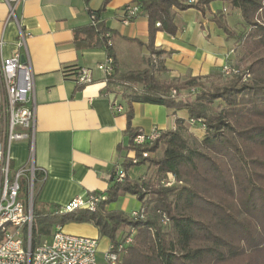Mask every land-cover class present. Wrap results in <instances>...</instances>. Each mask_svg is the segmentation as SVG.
<instances>
[{"label":"trees","instance_id":"1","mask_svg":"<svg viewBox=\"0 0 264 264\" xmlns=\"http://www.w3.org/2000/svg\"><path fill=\"white\" fill-rule=\"evenodd\" d=\"M217 1L239 10L244 24L237 33L222 16L213 18L235 40L234 53L243 65L239 75L224 77L220 72L164 82L152 67L126 74L115 70L105 90L123 88L121 99L127 104L128 145L118 148L126 178L120 183L110 181L107 199L95 213L80 209L57 214L43 210L35 198L32 246L56 225L85 223L113 244L132 235L121 264H264V0H196L194 4L145 0L135 4L138 17L148 22L146 47L151 56H159L153 49L155 34H176L175 10L204 13ZM156 69L164 72L161 61ZM82 87L77 84L76 90ZM192 88L196 94H191ZM172 89L177 96H170ZM132 103L183 111L188 118L200 120L204 135L197 138L189 133L192 127L184 119H177L175 130L160 131L151 145L135 146L133 138L140 131L130 124ZM137 165L146 166L150 175L132 180L127 171ZM126 195L141 203L143 219L106 209Z\"/></svg>","mask_w":264,"mask_h":264},{"label":"crops","instance_id":"2","mask_svg":"<svg viewBox=\"0 0 264 264\" xmlns=\"http://www.w3.org/2000/svg\"><path fill=\"white\" fill-rule=\"evenodd\" d=\"M144 1L24 0L15 7L18 25L28 34L26 46L34 74V164L39 169L35 190L36 202L43 210L56 213V208L64 207L73 199L89 192L106 191L108 177L123 161L118 148L128 145L127 104L120 100L117 106L122 110L117 112L105 90L107 78L97 65L107 56L114 58V71L121 74L141 71L161 61L164 72L155 75L164 82L204 78L220 73L222 66H231L237 61L235 40L229 39L213 18L222 16L228 26L239 33L238 26L242 22L239 10L222 2L220 11L216 2L204 13L195 9L175 10L176 34L157 32L153 49L160 55L151 56L146 47L147 19L140 16L127 25L121 22L125 5ZM90 13L97 18V31L93 33ZM7 17L8 9L0 0V40L4 57L14 51L18 36L17 23ZM101 29L102 33L110 35V48L105 47L101 34H97ZM81 69L90 71L91 83L77 91L76 78ZM131 108V127L146 134L154 129L172 130L175 118H188L183 111L173 112L161 105L132 103ZM189 131L197 138L204 135L195 133L194 129ZM10 157L12 170L24 167L28 161V143L13 144ZM130 173L129 169L127 175L131 178ZM132 200L137 199L126 195L117 200L115 204L121 202L118 206L113 204L106 209L127 215ZM131 209L132 212L136 208ZM53 228L39 243L50 239ZM62 230L97 239L101 254L110 244L91 224L70 223ZM102 239L105 244L100 248Z\"/></svg>","mask_w":264,"mask_h":264},{"label":"built area","instance_id":"3","mask_svg":"<svg viewBox=\"0 0 264 264\" xmlns=\"http://www.w3.org/2000/svg\"><path fill=\"white\" fill-rule=\"evenodd\" d=\"M8 9L7 20L13 19L18 26V36L15 49L10 56L2 54L3 41L0 40V264H98V240L77 236L63 232L59 225L54 226L49 240H44L32 246L31 230L33 223V208L36 198V174L39 169L34 164V136L36 130L34 74L26 46L28 34L18 25L15 7L24 0H2ZM194 4L196 0H185ZM139 6L135 3L122 8L121 22L125 25L138 18ZM90 27L97 31V18L90 13ZM156 27L160 24L156 23ZM105 47H111L108 33L101 35ZM106 78L114 72L113 57L107 56L97 65ZM224 77L239 75L240 70L224 65L220 70ZM249 75L243 76L246 81ZM76 83L87 85L91 83L90 71L81 69ZM196 94L195 88L190 90ZM170 96H177L172 89ZM183 99V98H182ZM114 110L120 112L122 108L114 105ZM172 130L176 129V120ZM185 124L205 130L200 120L184 119ZM160 135L157 129L150 133L140 132L133 138L135 146H145L154 143ZM28 143V161L18 170H12L10 149L13 144ZM144 157L146 154L143 155ZM136 161L133 160V164ZM126 178L122 165H116L108 177V184L113 179L120 183ZM44 179V177H43ZM42 179V180H43ZM169 186V184H165ZM109 187V186H108ZM106 191L89 192L84 196L73 199L70 203L56 211L57 214L70 213L84 209L95 213L99 205L107 199ZM144 209L132 211L131 219H143ZM132 243V235L115 244L110 243L102 253L104 264H121V259L127 247Z\"/></svg>","mask_w":264,"mask_h":264},{"label":"rangeland","instance_id":"4","mask_svg":"<svg viewBox=\"0 0 264 264\" xmlns=\"http://www.w3.org/2000/svg\"><path fill=\"white\" fill-rule=\"evenodd\" d=\"M219 3H220V1H217L216 2V4H217L216 5L217 11H220L222 9V4H219ZM231 16H232V19H233V16H234L233 12H232ZM233 20H235V19H233ZM243 27H244V24L241 22L239 24V26H238V29L240 31H242L243 30ZM236 60L237 61L234 62L233 65H231V67H234V68H237V69H240L241 70L242 67H243V65L240 64V61L238 60V58H236ZM150 67H152V69H153V71L155 73L157 72V69H154V68H157V65L155 63H152V65H150ZM208 81H210V80H208ZM165 82H170V81H165ZM122 93H123V88H121V87H114V88H112V91L109 93V97L111 98V100L113 102V105H119L120 100H122L121 99V94ZM193 129L195 130V133H203L200 129H198L196 127L190 128V129H188V131L189 130H193ZM189 133H191V134L194 135V133L192 131L191 132L189 131ZM130 172H131L130 174H131V179L132 180H137L141 176L148 177L150 175V173H151V171H148L147 170V167L146 166H143V165H137V166H134V167L130 168ZM115 203H112L110 205H113ZM119 203H121V202H118L115 205L118 206ZM129 208H130V211L127 213V215H130L131 210H132L131 208H136V209H134V211H139L141 209V203L138 202L137 200L136 201H133L132 200ZM41 212H43V211H41ZM104 244H105V240L102 239L100 248H102ZM98 251L100 252V249L99 248H98ZM97 261H98V264H103L102 254L101 253H98V255H97Z\"/></svg>","mask_w":264,"mask_h":264}]
</instances>
